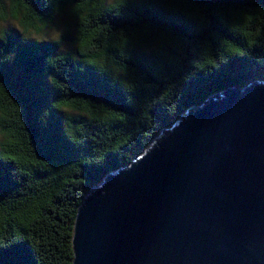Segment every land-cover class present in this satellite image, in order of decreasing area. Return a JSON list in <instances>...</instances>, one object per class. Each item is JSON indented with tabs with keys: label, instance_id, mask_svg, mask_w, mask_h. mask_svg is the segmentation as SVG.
I'll list each match as a JSON object with an SVG mask.
<instances>
[{
	"label": "trees",
	"instance_id": "16d2710c",
	"mask_svg": "<svg viewBox=\"0 0 264 264\" xmlns=\"http://www.w3.org/2000/svg\"><path fill=\"white\" fill-rule=\"evenodd\" d=\"M61 14L68 50L0 36V264H73L78 209L107 173L264 80V0H0L26 33Z\"/></svg>",
	"mask_w": 264,
	"mask_h": 264
},
{
	"label": "water",
	"instance_id": "95a60500",
	"mask_svg": "<svg viewBox=\"0 0 264 264\" xmlns=\"http://www.w3.org/2000/svg\"><path fill=\"white\" fill-rule=\"evenodd\" d=\"M73 264H264V80L228 87L113 170L77 213Z\"/></svg>",
	"mask_w": 264,
	"mask_h": 264
},
{
	"label": "rangeland",
	"instance_id": "374dc122",
	"mask_svg": "<svg viewBox=\"0 0 264 264\" xmlns=\"http://www.w3.org/2000/svg\"><path fill=\"white\" fill-rule=\"evenodd\" d=\"M30 31L26 33L23 26L16 19H0V36L5 32H11L16 36H20L22 42L39 40L49 45L55 44L62 50H68L72 47V42L76 37L75 20L67 14L57 16L54 24L39 31L34 29Z\"/></svg>",
	"mask_w": 264,
	"mask_h": 264
},
{
	"label": "flooded vegetation",
	"instance_id": "af4514ba",
	"mask_svg": "<svg viewBox=\"0 0 264 264\" xmlns=\"http://www.w3.org/2000/svg\"><path fill=\"white\" fill-rule=\"evenodd\" d=\"M232 66V68H234V64L233 65H231Z\"/></svg>",
	"mask_w": 264,
	"mask_h": 264
}]
</instances>
